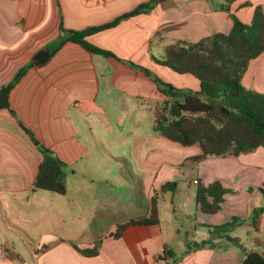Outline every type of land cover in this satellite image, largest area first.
<instances>
[{"label":"crops","instance_id":"1","mask_svg":"<svg viewBox=\"0 0 264 264\" xmlns=\"http://www.w3.org/2000/svg\"><path fill=\"white\" fill-rule=\"evenodd\" d=\"M150 1L0 0V88L32 64L11 90V109L0 108V264H244L248 251L264 254V213L256 223L252 219L253 211L264 206V146L194 161L202 153L199 143L182 145L155 131L154 106L166 96L138 67L198 91L196 76L156 59H163L166 46L176 41L194 43L229 33L231 13L251 23L264 0H232L228 10L222 7L226 0H156L151 11L87 36L112 55L63 41L67 31L105 25ZM45 48L49 58L35 63ZM242 82L264 93V52L251 60ZM140 111L153 112L144 130ZM25 127L67 164L65 194L35 188L43 155ZM109 161L118 163V170ZM180 173L188 184L182 188L176 181ZM120 177L128 185L117 184ZM216 180L236 192L225 194L221 210L205 213L195 185ZM168 181L178 187L160 194V222L129 225L115 237L119 224L148 215L152 196ZM179 211L180 226L173 218ZM234 216L241 220L228 234L240 239L238 245L227 233L211 232ZM47 217L51 233L35 238L30 248L21 247L28 237L20 236L28 234L23 226ZM77 223L84 226L79 233ZM181 235L186 239L178 248L174 242ZM99 239L97 255L75 247L92 248ZM209 239L211 244L193 247ZM165 246L173 256L164 253Z\"/></svg>","mask_w":264,"mask_h":264},{"label":"trees","instance_id":"2","mask_svg":"<svg viewBox=\"0 0 264 264\" xmlns=\"http://www.w3.org/2000/svg\"><path fill=\"white\" fill-rule=\"evenodd\" d=\"M222 7L229 9L232 0H226ZM156 0L142 4L114 21L99 27L83 31H67L63 40L76 42L93 53L112 55L110 51L91 44L87 36L93 32L117 25L122 19L139 13L149 12ZM233 27L229 33H215L198 42L176 41L166 46L165 57L156 59L179 73H190L200 81L198 91L185 89L166 82L153 71L138 66L152 78L166 99L154 106V129L157 133L182 145L199 143L202 153L193 157L202 161L210 156H238L264 146V93L249 89L243 85V76L251 60L264 52V6L258 5L251 23L243 22L235 13H231ZM32 64L21 68L15 77L0 88V108L11 109L10 93L17 82ZM33 142L43 155L39 173L34 182L35 188L65 194L67 185V164L46 148L25 127ZM176 181H168L151 198L149 213L146 216L131 219L117 226L113 233L120 237L129 225L158 224L160 222L158 201L160 194L177 190ZM250 191L252 188L249 189ZM264 194V188H261ZM236 192L216 180L208 185H197L196 201L201 211L216 213L222 209L225 194ZM264 213V206L253 211L252 219L256 223ZM241 220L234 216L230 221L214 226L212 233H227L229 241L240 244L238 237L228 234ZM212 240L195 242L193 247H204ZM101 239L92 248L77 250L85 255H97ZM48 246H44L46 249ZM192 246L189 245L188 253ZM164 253L174 255L165 246ZM12 254V257H17ZM166 264H171L167 262ZM244 264H264V254L258 250L248 251Z\"/></svg>","mask_w":264,"mask_h":264},{"label":"rangeland","instance_id":"3","mask_svg":"<svg viewBox=\"0 0 264 264\" xmlns=\"http://www.w3.org/2000/svg\"><path fill=\"white\" fill-rule=\"evenodd\" d=\"M152 113H153L152 111H143V112L140 111L139 112L138 118L140 119V121H139L140 122V130H144L145 128L149 127V119L151 120V118L153 116ZM109 133L112 134V131L109 132ZM110 147H111V149H113V151H116L119 148L118 146H110ZM122 149L124 150L125 148L122 147ZM108 165L114 166L116 168V170H118V168H119L118 163H115L113 161H109ZM111 181H112L111 182L112 184H115V183H113L112 178H111ZM115 181H116L117 184H120L121 186L124 185V184L128 185V182H126L124 180V178H122V177H120L119 180H115ZM176 181L179 183V186H181V188L188 185V184L184 185V184H186V180H185V176H183L181 173L176 176ZM190 187H194V185H190ZM196 189H197V186L195 185V190ZM184 199H185V195H184ZM48 205H49V202H48ZM189 206H191L190 203H189ZM44 211H45L44 214L46 212H50V207L48 206ZM173 218H174V224L179 225V226L183 224V220L184 219H183V213L182 212L179 211L177 214L173 213ZM23 227H25L26 232L28 234H24L22 232L23 234L20 235V236H28V237H27V239H25L26 237H24V239L20 243V246L25 248V249L26 248H30L29 246H30L31 243H33V245L37 243V240H35V238H37L39 236H44V234L45 235L46 234H50L52 229H53L52 221L48 217H47V221L41 220V221H38V223L29 222L28 224H26ZM74 227L77 230V233H79V231L84 226L82 224L77 223V224H75ZM181 236H183V237L182 238H177L175 240V242H174V245H176V247H178V248H180L181 245H183V243H185V239L186 238L184 237V235H181ZM190 237H193V236H190ZM26 240L28 241V245H26L27 244Z\"/></svg>","mask_w":264,"mask_h":264},{"label":"water","instance_id":"4","mask_svg":"<svg viewBox=\"0 0 264 264\" xmlns=\"http://www.w3.org/2000/svg\"><path fill=\"white\" fill-rule=\"evenodd\" d=\"M49 56H50V50L49 48H45L35 56L34 61L35 63L42 64L49 58Z\"/></svg>","mask_w":264,"mask_h":264},{"label":"built area","instance_id":"5","mask_svg":"<svg viewBox=\"0 0 264 264\" xmlns=\"http://www.w3.org/2000/svg\"><path fill=\"white\" fill-rule=\"evenodd\" d=\"M195 182H197V181H195Z\"/></svg>","mask_w":264,"mask_h":264}]
</instances>
